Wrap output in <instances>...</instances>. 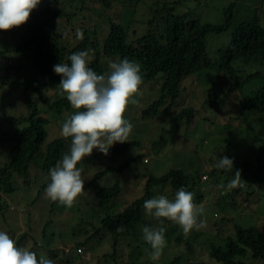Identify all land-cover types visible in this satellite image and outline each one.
<instances>
[{"label": "trees", "instance_id": "1", "mask_svg": "<svg viewBox=\"0 0 264 264\" xmlns=\"http://www.w3.org/2000/svg\"><path fill=\"white\" fill-rule=\"evenodd\" d=\"M182 4L183 0H41L24 24L16 26L14 30H0V109L5 112V115L0 117V193H5V196L0 194V202L1 199L8 201L18 188L27 190L30 195L34 194L29 201L37 205L32 215L33 235L20 232L21 229L17 227L19 235L13 239L16 246L24 248L27 241L33 252L34 249L37 252L38 245L47 247V258L52 261L58 257L55 256L54 248L49 244L46 246L47 237L54 243L56 240L66 244L68 240L71 244L84 245L95 254L100 252L99 245H111L112 257L120 244L131 251L144 247V251L150 254V245L143 239V227L163 226L167 230V226L172 223L166 218H149L145 212V200L164 194L159 188L153 193V187H163L161 185L166 184L169 192L174 194L183 186L193 193V202L199 206L205 202L204 194L207 190L210 194L216 191L214 185L205 186V189L199 188V171L189 174L186 170L173 169L160 177L149 174L146 184L141 188L140 196L119 213L102 209L94 215H86L80 205L85 198L81 194L70 207L48 199L44 192L46 184L50 181L48 170L68 151L71 138L62 136L47 141L50 123L46 115L50 113L67 118L76 111L64 95L56 94L59 93L57 85L60 76L53 72V65L70 63L68 56L73 52L87 51L91 58L89 66L98 74L106 73L107 62L110 60L127 57L141 65L143 80L140 86L157 82L156 80L161 78L160 85H155L160 91L159 98L144 106L141 116H137L133 111H124V116L129 121L141 123L150 117L168 113L174 106L176 111L169 114V121L163 126V133L158 142L166 135L173 136L174 140L178 139L181 136L178 130L187 131L196 123L197 116L199 117L200 109L196 106L185 102L183 107H178L183 100V79L194 73L215 71L217 80L222 83L224 81V84L222 88H218L219 94L216 90L207 94L201 109L214 115L216 122L210 124H216L223 130H236L234 134L223 138L227 148L225 155L230 157V152L233 153L230 151L233 144L237 146L235 151L237 156L239 155H235L237 162H234L232 177L234 172L239 170V184L242 187L237 186V192L233 190V197L238 198L245 190L243 195L246 196V203L238 200L242 206L249 205L252 202L250 198L254 199L255 194L260 193L261 197H264V16L256 14L248 21L233 24L234 4L231 3L224 9V22L212 24L202 22L198 17H189L190 11L182 8ZM89 11L96 15L95 19L103 18L106 21L105 26L98 25L97 20L88 14ZM59 18H65L67 22L78 25H81L82 19L94 22L88 28L80 27L81 29L77 30L79 37L75 33L78 42L68 47V44L61 42L63 35L51 30V24ZM8 31L12 33V37L8 35V38H5ZM226 32L230 33L228 42L213 51L209 50L208 36H220ZM9 54H12V58ZM252 84L254 87L251 92L239 98L233 96L246 91ZM52 93L58 97L51 98ZM163 99L168 101V108L164 111L161 110ZM223 107H226V110H222ZM251 116L260 120L262 129L248 123L247 119ZM223 117L225 120L220 122ZM242 124L246 125L244 130L241 128ZM238 129L245 131V134H241ZM133 130L138 131L139 128H133L130 134ZM201 141L200 144L205 145V138ZM139 146L141 142L131 139L130 136L123 143H114L107 155L93 149L90 155L78 162L77 166L82 172H94L99 159L104 161V158L112 156L115 160L122 159L119 166H108L94 172V183L107 173H115L112 187L92 188L98 207H105L127 192L120 185V173L143 155L132 156L125 152ZM192 147L193 150L197 148L195 145ZM216 152L217 149L214 153ZM211 157L204 158V164H211ZM226 171L230 170L211 168V178L212 174H226ZM211 182L213 184L214 181L211 179ZM216 184L218 185V182ZM230 191L227 189L226 194ZM169 192L164 195L168 194L170 199L174 198ZM42 199L51 203L50 214L59 216L63 223L64 220L71 222L64 240H61L58 234L49 232L48 223H41L40 203L44 202ZM55 207L58 212H53ZM0 216V221H5L2 210ZM160 220H163L162 225ZM207 223L213 224L210 231L204 229ZM231 226L233 232H225L222 235L219 233L221 227L217 228L213 219H210L204 221L201 228L193 229L188 234L181 230L175 241L183 242L184 249L171 246L166 239L163 253L155 262L167 264L166 261L172 253L167 256L166 252L174 249L177 256L173 257L169 264H264V219L261 227L256 225L243 228L234 223ZM59 228L62 230L64 226L60 223ZM103 232L108 236L102 235ZM81 237L84 238L80 239ZM197 246L208 250L203 260H198L196 256ZM108 251L104 249L102 255L107 257ZM139 255L141 256L142 252ZM125 256V264H137L136 257L133 258L130 254ZM148 258L150 259V255ZM60 262L63 264L71 261L63 257Z\"/></svg>", "mask_w": 264, "mask_h": 264}, {"label": "clouds", "instance_id": "2", "mask_svg": "<svg viewBox=\"0 0 264 264\" xmlns=\"http://www.w3.org/2000/svg\"><path fill=\"white\" fill-rule=\"evenodd\" d=\"M40 2L41 0H0V30H8L14 26L24 24L28 20L30 12ZM132 32L135 33V30ZM90 59L87 51H79L73 52L68 56L70 63L53 65V72L60 76V81L57 85L59 94L64 95L70 102L71 107L76 111L67 118L64 115L53 116L50 114L55 120H64L60 125L59 132L64 138H71V143L62 158L57 160L53 167L49 168L48 176L50 181L46 184L44 192L45 196L51 201H58L68 207L73 204L79 194L85 196L80 205L82 211L87 215H94L99 210L102 211V209L119 213L129 206L132 200L139 197L133 198L130 189L133 190L137 182L143 188L147 182L148 171L145 166L149 164V157L143 152H146L145 149L149 148L150 142L146 144V147L141 144V146L134 148L135 152L141 150L138 154L131 153L132 156L143 155V157L138 159H140L141 167L143 166L144 168L146 179L141 181V179H144L141 178V182L138 181L143 174L137 169L131 171L128 167L129 170L122 171L120 173V185L127 192L103 208L97 206L94 191L88 187L84 188V185L96 184L92 182L93 177L88 182H84V177L89 171L82 172V169L77 165L83 158L90 155L93 149L107 155L114 143L118 144V142L127 141L133 125L124 116V111L130 101V97L138 92L142 84V69L138 62L124 57L118 60H110L108 62V71L105 74H98L89 66ZM181 87L182 89L184 88L183 86ZM153 140L158 142L159 136H155ZM158 144L160 145V142ZM191 148L193 149V147ZM116 160L119 161L117 165L119 166L122 163V159ZM208 167L218 170H233L234 159L227 155L219 156L218 158L214 157ZM173 169L176 170L178 168ZM123 173H131L134 179L123 181ZM199 175V188L205 189L204 183L209 180V173L203 170ZM240 179V171L236 170L233 178L226 184V188H236L239 186ZM112 181V183L102 186L95 185V187H112L114 179ZM165 185L162 184L161 186ZM164 194L144 201V209L147 214L155 218H166L178 224L185 234L203 226L204 221L199 219V217L204 214L205 209L203 206L194 204L191 191H187L181 186L175 191L172 199L168 198V194ZM6 198H10V196H6ZM10 209H13V207H10ZM19 212L23 213L25 209H20ZM159 223L162 225L163 220H160ZM142 231L143 239L151 248L149 255L153 261L148 259L149 263L150 261L154 262L161 257L166 246V228L163 226L145 225ZM102 235L108 236L104 232ZM83 238L81 237L80 239ZM13 239L10 238L7 232L0 230V264H53L55 262L43 256L38 259L36 253L31 251V245L29 250L25 249V247H18ZM77 244L66 245L55 240L51 247L58 246V248H61V256H58L59 250L54 248L56 250L55 256L58 257L57 260L59 262L63 257H67V260L71 261L63 264H95V262L96 264H125V254H130L135 258V254L139 255L146 249L142 247L136 251H131L130 248L120 244L112 257L113 250L111 245H109L107 257H105L102 255L104 250L95 254L84 245ZM121 248L125 249L126 252H120ZM137 259L136 257V263L139 264Z\"/></svg>", "mask_w": 264, "mask_h": 264}, {"label": "rangeland", "instance_id": "3", "mask_svg": "<svg viewBox=\"0 0 264 264\" xmlns=\"http://www.w3.org/2000/svg\"><path fill=\"white\" fill-rule=\"evenodd\" d=\"M233 3L234 4V12H233V24L240 23L243 21H248L251 18L254 17V15H263L264 16V0H183L182 8L187 9L190 11L189 17L194 18L198 17L200 18V21L202 22H208L212 24H222L224 22V9L229 6V4ZM66 6V5H65ZM66 6V10H67ZM116 10V8H115ZM131 10V9H129ZM127 10V11H129ZM126 11V12H127ZM87 13V12H85ZM88 14L92 18H96V15L92 12H88ZM128 15V14H127ZM97 24L100 25L101 27L105 26V20L103 18H97ZM81 25L72 23V22H67L65 18H59L57 21H54L51 24V30L60 35L62 34L61 42L64 44H68L67 46L70 47L73 45V43L78 42L79 34L77 33L78 29H81L80 27L88 28L92 25L94 20H87V19H82ZM13 30L16 29V26L12 28ZM12 32V30H10ZM230 32V30H229ZM226 32L224 34H221L220 36L216 35H210L207 38V43L209 50H215L218 46H224L230 37V33ZM77 34V36L75 35ZM12 37V33L8 31L6 34L5 38H8L7 36ZM10 58H12V54H9ZM107 67H108V62H107ZM106 72L108 71V68H106ZM217 74L215 71L211 72H200V73H194L193 75H190L183 79L182 81V86L184 87L182 91V102L178 105V107H183L185 102L189 103L193 107L196 106L198 109H200V114L199 117L197 116V121L191 128H189L187 131L185 129H180L178 130L181 136L178 137L177 140H174V137L166 135V137L160 141V145L158 142L154 141L155 136H160L162 135V128L163 126L165 127L166 124L169 121V114L171 112L176 111L174 106L171 107V110H168V113H164L161 116H153L150 117L149 119H146V121H142L141 123H138L136 121H130L133 125V128H139L138 131L132 132V134H129L131 136V139L139 140L142 144L143 147H146V144L149 143V148H146V152H142L149 157V164L145 166L146 170L148 171V175H152L154 177H160L169 172L173 168H178L182 169L183 171H187L189 174L191 173H200L203 170L208 171L210 174L211 168L208 167L209 163L204 164L206 157H210L209 159H212L214 157H219L225 155L226 151V146H225V140L223 138L229 136V134H234L236 130L229 131V129L223 130L219 129V126L216 124H210V122L215 123L216 120L214 119V115L211 113L205 112V110H202L201 108L203 107L204 100L207 97V94H211V91L216 90L218 92V88H222L223 83L215 77ZM161 79V78H160ZM159 78L156 80L157 82L149 83L148 85L145 86H140L138 92L134 94L132 97H130V102L126 105L125 110L128 111H133L134 114L137 116H141V111L144 109V106L150 105L154 100L153 99H158L160 96V91L156 84L160 85L159 83L161 82ZM254 85L252 84L246 91L239 92L236 95L234 94L236 98H239L241 96H244L248 92H251L252 88ZM59 94V93H56ZM55 94L52 93L50 97L53 99H56L58 97L54 96ZM52 99V100H53ZM162 106L161 110L164 111L165 109L168 108L167 104L168 101H165V99L162 100ZM167 103V104H166ZM1 108V105H0ZM222 110H226V107H223ZM2 115H5V112L3 109H0V117ZM224 116V115H223ZM3 117V116H2ZM47 119L50 121L49 125V137L48 140L62 137L60 135L59 129L60 125L64 122V120H55L53 116L47 114ZM225 117V116H224ZM222 118L220 122L224 121L225 118ZM208 120V121H206ZM248 123L250 122L252 125L257 126V128L262 129V123L260 124V120L256 119L255 116H251L250 118L247 119ZM198 122V123H197ZM132 128V129H133ZM243 130L246 128L245 124H242L241 127ZM241 134H245L241 129H238ZM264 132V130L262 131ZM241 135V136H243ZM128 136V138H130ZM264 136V135H263ZM205 138V145L200 144L201 139ZM217 139H221L222 141H216ZM242 140V139H241ZM167 141V142H166ZM176 141V142H175ZM156 142V143H154ZM216 144V145H215ZM195 145L197 148L192 149L191 147ZM214 145V147H213ZM212 146V148L210 147ZM68 148V146H67ZM217 149L218 152L214 153L215 150ZM237 149L236 145H232L230 147V151H233V153L230 152V157L234 159V162L236 160L237 162V152L235 151ZM2 151V149H0ZM139 151L137 150L135 152L134 148L128 149L125 154L128 153H134L138 154ZM197 151V152H196ZM214 153V154H213ZM236 155V156H235ZM239 156V155H238ZM237 156V157H238ZM118 157V156H115ZM114 156L104 158V161L99 159V163H96L97 166L94 169V172L97 170H103L104 168L111 166H117L119 164L118 160L113 159ZM207 159V161L209 160ZM1 161V160H0ZM143 164V163H142ZM134 167V168H131ZM131 171H134L135 169L139 170L142 172V177L138 179V181H144L146 177L144 176V168L143 166L141 167V162L140 159H138L136 162H133L131 166H129ZM129 170V169H128ZM93 171H89V173L84 177V182H88L91 177L95 174ZM186 172V173H187ZM232 170L226 171V174H211L210 180L208 183H205V186L212 187L214 185V188L216 191L214 193L210 194L209 190H207L204 194L205 202L203 203V207L205 209L204 214L202 215L201 219L203 221L209 220L210 219L214 221L215 226L217 228L221 227L220 234L224 235V233H232V224L234 223L237 226L246 228L250 226H262V222L264 219V197H261L260 193L254 195V199L251 197V203L249 205L244 204L243 206L241 205L240 201L242 202L245 201L246 196L243 195L245 193V190L242 191V193L237 196L233 197L235 193H232L233 190L234 192H237V187L234 189H229V194H226V184L233 178L232 177ZM217 173V172H216ZM135 174V172H134ZM131 173H123L122 174V179L123 181H131L134 179L133 176H131ZM115 176L113 173H107L104 177H102L95 185L97 186H102L106 185L109 183H112V179ZM130 176V177H129ZM215 176L217 179H215ZM129 177V178H127ZM219 177V178H218ZM211 179L213 182H211ZM140 181V182H141ZM218 182V185L216 184ZM216 184V185H215ZM95 185L87 186L84 185L85 187H88L89 189H92L95 187ZM135 188L132 190L130 189V192L132 193V197L136 198L140 196L141 192V185L140 183H136L134 186ZM165 187V188H163ZM163 187H153L152 191L155 193L156 189H161L163 190L164 193L169 192L170 189L168 186H163ZM239 187L241 188L242 186L239 184ZM239 188V189H240ZM166 190V191H165ZM241 190V189H240ZM170 193V192H169ZM1 195L5 196L4 192L0 193ZM225 194V195H224ZM174 194L170 193V196H173ZM263 195V193H262ZM35 195L33 194H28L27 190L23 189H15V192L11 196V198L8 201H5L1 199L0 202V211L2 210L3 215L5 216V221L1 222L0 221V230L5 231L9 234L10 238H15L18 236V230L21 229V232H26L28 234L33 235L32 232V227L34 223V216L33 212L34 210L37 209V205L32 203L31 198H33ZM169 198V197H168ZM224 198L222 201L221 199ZM234 199V203L232 200ZM170 199V198H169ZM40 203L41 211L42 214L40 215V221L43 223H48L49 225V232L54 234H59L61 236V240L65 239V236L67 232H69V225L71 222L64 220V223L60 221L59 216H54L53 214H50V202H47L45 199H42ZM47 203V206H46ZM246 203V201H245ZM10 207H13V209H10ZM20 209H25V212L19 213ZM53 212H58L57 207H55V210ZM86 214V213H85ZM87 215V214H86ZM149 218H153L150 214H148ZM215 216V218H213ZM1 217V216H0ZM58 221L64 226L62 230H60ZM207 231H210V228L213 227L212 223H207L205 224ZM212 226V227H211ZM225 226V227H222ZM166 230V236L165 239L168 240L169 244L173 247H177L179 249L185 247V244L183 242L176 243L175 238L181 233L182 228L172 222L170 225L167 226ZM212 235L211 233H209ZM201 237V236H200ZM46 240V246L48 244L51 246L54 242L50 240L49 237ZM201 238H207V236H202ZM59 239V238H58ZM194 241V240H193ZM63 242V241H62ZM66 245H72L71 243L66 240ZM25 249L29 250L30 244L27 243V241L24 243ZM99 251H102L104 249H108V245H99ZM47 247H42L39 245L36 247V251L34 249V252L37 255V258L39 259L41 256L44 258H47L48 252H46ZM53 248H57L59 250V255L61 256V248H58V246H54ZM196 249H198L197 252V258L198 260L202 258V260L207 256L208 250L206 248H201V246H197ZM45 250V251H43ZM43 251V252H41ZM120 252H126L125 249L121 248ZM201 252V253H200ZM167 256H169L171 253L172 255L170 256V259H168L166 262L169 264L170 262L173 261V257H176L177 254H175L174 249L171 250L169 249L166 252ZM135 256L138 258V263L139 264H156L155 261L149 263V254L145 251L142 252V255L135 254ZM205 256V257H204ZM95 262V261H94ZM53 264H60L59 260H55ZM96 264V262H95ZM178 264H182V262H179ZM253 264H257L256 262Z\"/></svg>", "mask_w": 264, "mask_h": 264}]
</instances>
